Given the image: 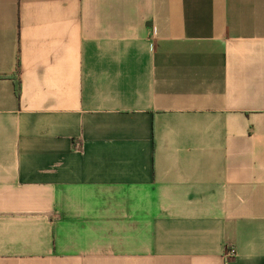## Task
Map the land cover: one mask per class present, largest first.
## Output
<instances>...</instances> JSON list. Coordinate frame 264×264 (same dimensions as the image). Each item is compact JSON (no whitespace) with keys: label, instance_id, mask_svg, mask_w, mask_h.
Wrapping results in <instances>:
<instances>
[{"label":"crops","instance_id":"0c3cea01","mask_svg":"<svg viewBox=\"0 0 264 264\" xmlns=\"http://www.w3.org/2000/svg\"><path fill=\"white\" fill-rule=\"evenodd\" d=\"M0 264H264V0H0Z\"/></svg>","mask_w":264,"mask_h":264},{"label":"built area","instance_id":"2783aa9c","mask_svg":"<svg viewBox=\"0 0 264 264\" xmlns=\"http://www.w3.org/2000/svg\"><path fill=\"white\" fill-rule=\"evenodd\" d=\"M236 255V251L233 247L228 246L224 252V259L229 260Z\"/></svg>","mask_w":264,"mask_h":264},{"label":"trees","instance_id":"16d2710c","mask_svg":"<svg viewBox=\"0 0 264 264\" xmlns=\"http://www.w3.org/2000/svg\"><path fill=\"white\" fill-rule=\"evenodd\" d=\"M15 90H16V95L19 97V94H20V85H19V82L16 83Z\"/></svg>","mask_w":264,"mask_h":264}]
</instances>
